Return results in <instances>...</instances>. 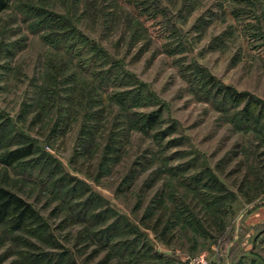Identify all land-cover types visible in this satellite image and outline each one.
Wrapping results in <instances>:
<instances>
[{"label": "rangeland", "instance_id": "obj_1", "mask_svg": "<svg viewBox=\"0 0 264 264\" xmlns=\"http://www.w3.org/2000/svg\"><path fill=\"white\" fill-rule=\"evenodd\" d=\"M0 138V264H264V1L10 0Z\"/></svg>", "mask_w": 264, "mask_h": 264}, {"label": "trees", "instance_id": "obj_2", "mask_svg": "<svg viewBox=\"0 0 264 264\" xmlns=\"http://www.w3.org/2000/svg\"><path fill=\"white\" fill-rule=\"evenodd\" d=\"M10 0H0V12L8 7ZM264 1V0H263ZM228 89V87H226ZM230 95L238 100H245V95L241 92H231ZM252 100H248L244 110H248ZM252 114V112H251ZM146 125L151 127L157 121L156 114L151 113L147 120ZM2 147V140L0 138V149ZM35 148L33 143L29 142L21 146L9 149L0 155V163L6 167L30 157L34 154ZM38 218L36 210L16 192L4 187L0 184V225L7 224L9 230L12 232L20 231L25 226L33 223ZM151 253H157L154 248H150Z\"/></svg>", "mask_w": 264, "mask_h": 264}, {"label": "crops", "instance_id": "obj_3", "mask_svg": "<svg viewBox=\"0 0 264 264\" xmlns=\"http://www.w3.org/2000/svg\"><path fill=\"white\" fill-rule=\"evenodd\" d=\"M244 216H247V220L252 224L253 230L260 228L264 232V202L258 201L254 203L248 209V212H245ZM224 264H227V262Z\"/></svg>", "mask_w": 264, "mask_h": 264}, {"label": "built area", "instance_id": "obj_4", "mask_svg": "<svg viewBox=\"0 0 264 264\" xmlns=\"http://www.w3.org/2000/svg\"><path fill=\"white\" fill-rule=\"evenodd\" d=\"M185 260H187V264H210L204 254L185 257Z\"/></svg>", "mask_w": 264, "mask_h": 264}]
</instances>
